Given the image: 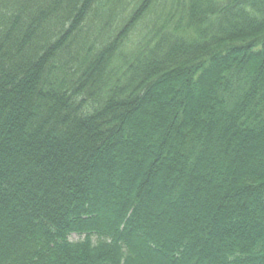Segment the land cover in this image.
<instances>
[{"label":"trees","instance_id":"trees-1","mask_svg":"<svg viewBox=\"0 0 264 264\" xmlns=\"http://www.w3.org/2000/svg\"><path fill=\"white\" fill-rule=\"evenodd\" d=\"M0 264H264V0H0Z\"/></svg>","mask_w":264,"mask_h":264},{"label":"rangeland","instance_id":"rangeland-1","mask_svg":"<svg viewBox=\"0 0 264 264\" xmlns=\"http://www.w3.org/2000/svg\"><path fill=\"white\" fill-rule=\"evenodd\" d=\"M71 240H72V241H77L78 238H77L76 236L73 235V236L71 237Z\"/></svg>","mask_w":264,"mask_h":264}]
</instances>
